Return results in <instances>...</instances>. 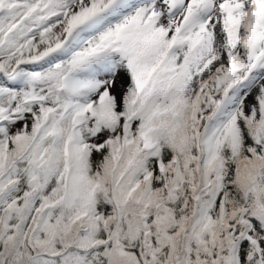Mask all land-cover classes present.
<instances>
[{
    "label": "snow or ice",
    "instance_id": "snow-or-ice-1",
    "mask_svg": "<svg viewBox=\"0 0 264 264\" xmlns=\"http://www.w3.org/2000/svg\"><path fill=\"white\" fill-rule=\"evenodd\" d=\"M0 264H264V0H0Z\"/></svg>",
    "mask_w": 264,
    "mask_h": 264
}]
</instances>
